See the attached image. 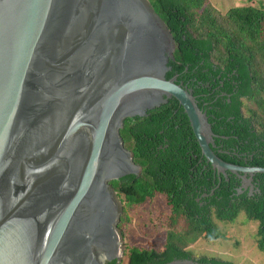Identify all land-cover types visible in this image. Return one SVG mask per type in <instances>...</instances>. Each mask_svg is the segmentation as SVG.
<instances>
[{
	"label": "water",
	"instance_id": "1",
	"mask_svg": "<svg viewBox=\"0 0 264 264\" xmlns=\"http://www.w3.org/2000/svg\"><path fill=\"white\" fill-rule=\"evenodd\" d=\"M174 49L148 0H0V264L124 262L110 182L141 167L120 130L170 98L206 162L252 193L264 167L213 151L192 90L166 78Z\"/></svg>",
	"mask_w": 264,
	"mask_h": 264
},
{
	"label": "trees",
	"instance_id": "2",
	"mask_svg": "<svg viewBox=\"0 0 264 264\" xmlns=\"http://www.w3.org/2000/svg\"><path fill=\"white\" fill-rule=\"evenodd\" d=\"M148 1L175 42L166 78L176 76L192 90L215 134L213 151L228 163L264 167V3L219 12L208 0ZM120 135L141 172L110 182L123 208L118 227L129 208L158 206L163 198L158 216L165 220V238L160 247L127 242L126 260L106 264H236L194 257L189 247L219 238L213 217L229 222L240 214L258 222L255 243L264 252V174L253 176L259 184L251 194L238 191L237 175H214L176 99L126 118Z\"/></svg>",
	"mask_w": 264,
	"mask_h": 264
},
{
	"label": "rangeland",
	"instance_id": "3",
	"mask_svg": "<svg viewBox=\"0 0 264 264\" xmlns=\"http://www.w3.org/2000/svg\"><path fill=\"white\" fill-rule=\"evenodd\" d=\"M257 2L264 3V0H208L211 7L219 12H224L233 6L247 3L253 5ZM118 200L120 201L119 198ZM163 206L164 199L160 198L158 206L148 202L127 210V222L120 229L124 256H126L127 242L156 247L163 245L165 220L158 216ZM121 209L123 210L122 204ZM212 219L219 231V238L216 240L199 239L190 245L189 248L194 257H219L236 264H264V252L259 251L255 243L258 222L247 220L244 214H240L235 221L229 222L217 220L215 217Z\"/></svg>",
	"mask_w": 264,
	"mask_h": 264
},
{
	"label": "flooded vegetation",
	"instance_id": "4",
	"mask_svg": "<svg viewBox=\"0 0 264 264\" xmlns=\"http://www.w3.org/2000/svg\"><path fill=\"white\" fill-rule=\"evenodd\" d=\"M181 83H183V82H181ZM201 95H203V94H199V95H197V96H201ZM203 103V105H206V101H204V102H202ZM205 112V111H204ZM206 113V112H205ZM218 151H220L219 149H218ZM214 175H218V178H220L219 176H220V174H218L217 172H215L214 171ZM227 176V175H226ZM238 178H240L239 176H237ZM242 183H243V180H241V178H240V182H239V184H238V187L240 188V187H242L243 185H242ZM252 184L254 185V188H255V186L256 185H258L259 184V181H257V180H255L254 179V177L252 178ZM257 187V186H256Z\"/></svg>",
	"mask_w": 264,
	"mask_h": 264
}]
</instances>
